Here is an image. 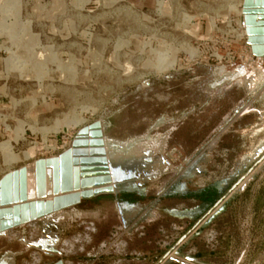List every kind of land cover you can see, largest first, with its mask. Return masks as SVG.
<instances>
[{
  "label": "rangeland",
  "instance_id": "obj_1",
  "mask_svg": "<svg viewBox=\"0 0 264 264\" xmlns=\"http://www.w3.org/2000/svg\"><path fill=\"white\" fill-rule=\"evenodd\" d=\"M241 1L0 0V179L25 165L32 176L100 120L116 181L112 199L90 201L100 216L87 249L57 247L85 234L74 212L5 232L0 249L158 264L178 228L172 264H264V170L197 229L236 174L264 166V58L246 43ZM211 187L212 204L190 195ZM110 200L120 206L102 215Z\"/></svg>",
  "mask_w": 264,
  "mask_h": 264
},
{
  "label": "water",
  "instance_id": "obj_2",
  "mask_svg": "<svg viewBox=\"0 0 264 264\" xmlns=\"http://www.w3.org/2000/svg\"><path fill=\"white\" fill-rule=\"evenodd\" d=\"M242 15L247 33L246 43L252 55L264 58V0H243ZM262 161L264 155L257 164ZM263 170L264 166L257 170L251 167L247 174H236L235 177H239L236 183L214 204L197 229L210 226ZM32 172L31 177L25 165L10 170L0 179V244L5 232L22 228L33 221H43L79 205L83 200L116 192L115 176L105 148L103 124L100 120L81 128L71 146L58 156L36 159ZM30 177L33 180L31 188ZM201 232L196 230L191 238ZM186 238L185 235L181 237L158 264L176 262L177 258L171 253L182 256L180 247ZM37 246V242H20L11 249L6 246V250H0V264H23L21 256L37 250ZM53 251H41L42 257H48L44 261L42 258V264H63L61 259L54 261L56 253ZM185 259L187 262L184 264H202L193 256H186Z\"/></svg>",
  "mask_w": 264,
  "mask_h": 264
},
{
  "label": "bare ground",
  "instance_id": "obj_3",
  "mask_svg": "<svg viewBox=\"0 0 264 264\" xmlns=\"http://www.w3.org/2000/svg\"><path fill=\"white\" fill-rule=\"evenodd\" d=\"M242 5H243V0L241 1ZM241 15H242V9H241ZM243 17V15H242ZM244 24V23H243ZM244 31L246 33V29L245 27ZM247 35V33H246ZM259 59V58H258ZM260 60V59H259ZM258 64V63H257ZM259 67V64H258ZM261 69V68H260ZM254 70V69H253ZM263 72V71H262ZM221 93V92H220ZM103 132L104 135L106 134L104 128H103ZM107 136V135H106ZM104 144H105V148L107 147V142H106V138L104 136ZM69 148V147H68ZM137 148V147H136ZM109 158V157H108ZM108 211L112 213V211L114 210V208L112 206L108 207ZM116 208V207H115ZM75 213V217L78 218V220L82 219L81 223L84 226L85 229V234H79L77 236H72V237H65L64 239H62L61 241L58 242L57 247H59L61 249V251H65V252H72V250L74 249V247L76 248V246L79 249H84L88 246H90V243L92 242V238H93V234L96 233L97 229H96V223L98 220L95 219L96 216H100V215H95V213H91V212H82V211H73ZM103 213V212H102ZM72 214V213H71ZM112 216V215H111ZM117 216V215H116ZM88 220H86V219ZM93 218V219H92ZM114 220H117V217H114ZM35 233H38V231L36 230ZM36 235V234H35ZM5 244V243H4ZM3 244V246H4ZM6 245V244H5ZM4 248V247H1ZM87 249V248H86ZM1 250V249H0ZM3 250H6V248H4ZM51 250L53 251L54 249L51 248ZM83 251V250H82ZM33 257L26 259L23 264H39L42 261V254L39 252H35L32 254ZM69 264H73L72 262H69Z\"/></svg>",
  "mask_w": 264,
  "mask_h": 264
},
{
  "label": "crops",
  "instance_id": "obj_4",
  "mask_svg": "<svg viewBox=\"0 0 264 264\" xmlns=\"http://www.w3.org/2000/svg\"><path fill=\"white\" fill-rule=\"evenodd\" d=\"M59 154V153H58ZM58 154H56V155H58ZM52 156H54V155H52ZM22 167V166H21ZM20 168V167H19ZM9 172V171H8ZM32 177V176H31ZM30 177V188L31 187H33V180H32V178ZM115 194V193H114ZM114 194H103V195H100V196H97V197H95V198H93V199H91V200H83L79 205H76V206H73V207H70V208H68V209H65V210H63V211H61V212H59V214H63V215H66V213H70V212H73V209H76L77 211H82V212H89V211H92V209L90 208V201H93V200H95V199H97L98 197H106V198H110V199H112L111 197H113V195ZM200 202V201H199ZM217 202V201H216ZM215 202V203H216ZM215 203H210V204H212V206L210 207V209L214 206V204ZM120 203H118V201H116L115 203L114 202H112L111 200L110 201H106L105 203H103L102 205H101V207H100V211L101 212H103L102 213V215H104V213L105 212H107L108 211V207H110V206H112L113 208H114V210L118 207V206H120L119 205ZM117 206V207H116ZM116 207V208H115ZM113 210V211H114ZM65 218H66V220L68 221V219H69V215L67 214V217L65 216H63V219L61 220V222H65ZM49 219H51L52 220V222H57V221H55L54 219H53V217L51 218V217H49V218H47L46 220H43V221H40V222H38V224H40L41 222H43V224H45V223H47V222H50V220ZM100 221V220H99ZM45 222V223H44ZM54 224H52V226H53ZM45 226H46V224H45ZM24 227H27V226H24ZM24 227H22V229H24ZM29 227V226H28ZM19 229H21V228H19ZM16 231L17 230H15L14 231V235H16ZM19 234V233H18ZM18 239V237H15V239L14 240H17ZM32 252H30L29 253V255L27 256V258H31V257H33L32 256ZM124 257H125V255H123ZM68 256H66V255H64V254H61V255H59V254H56V256H55V258H54V261L55 260H58V259H61L65 264H68L69 262L68 261H66V258H67ZM94 257V259H93V261L95 262V264H101V261H102V255L101 254H99V255H96V256H93ZM120 258V257H119ZM26 259H24L23 260V262L25 261ZM131 261V260H130ZM42 262V261H41ZM73 264H81V262H79V261H73L72 262ZM130 263V262H129ZM39 264H42V263H39ZM131 264H140L139 262H135L134 263V261H131Z\"/></svg>",
  "mask_w": 264,
  "mask_h": 264
},
{
  "label": "trees",
  "instance_id": "obj_5",
  "mask_svg": "<svg viewBox=\"0 0 264 264\" xmlns=\"http://www.w3.org/2000/svg\"><path fill=\"white\" fill-rule=\"evenodd\" d=\"M190 195L201 201L212 203L216 200L218 191L216 190V188L211 187L198 193H192Z\"/></svg>",
  "mask_w": 264,
  "mask_h": 264
},
{
  "label": "built area",
  "instance_id": "obj_6",
  "mask_svg": "<svg viewBox=\"0 0 264 264\" xmlns=\"http://www.w3.org/2000/svg\"><path fill=\"white\" fill-rule=\"evenodd\" d=\"M178 231H179V229L175 228V232H170L171 239L169 240V242H165V243H167L166 245H169L168 243H172V242L176 243L181 238L179 233H178ZM145 238H147V237H145ZM148 243H150V240H148ZM125 254H127V253H125ZM80 262H81V264H87L88 263V261H85V262L80 261ZM129 262L130 261L128 259H123V258L120 257V258L117 259L116 264H130ZM91 264H95V262L93 261Z\"/></svg>",
  "mask_w": 264,
  "mask_h": 264
}]
</instances>
